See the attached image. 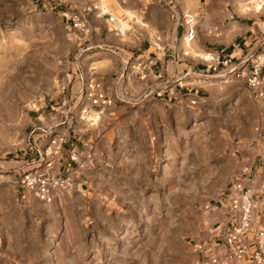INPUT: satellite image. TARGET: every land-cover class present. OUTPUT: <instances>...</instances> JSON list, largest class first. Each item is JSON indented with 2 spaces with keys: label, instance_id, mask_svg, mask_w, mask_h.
<instances>
[{
  "label": "rangeland",
  "instance_id": "374dc122",
  "mask_svg": "<svg viewBox=\"0 0 264 264\" xmlns=\"http://www.w3.org/2000/svg\"><path fill=\"white\" fill-rule=\"evenodd\" d=\"M39 1L0 0V264H197L206 207L240 170L242 142L264 131V107L219 85L200 102L70 110L56 127L62 109L44 106L72 85L77 44ZM260 1L210 2L247 14ZM63 135L85 144L73 175L60 152L49 198L20 188Z\"/></svg>",
  "mask_w": 264,
  "mask_h": 264
},
{
  "label": "crops",
  "instance_id": "0c3cea01",
  "mask_svg": "<svg viewBox=\"0 0 264 264\" xmlns=\"http://www.w3.org/2000/svg\"><path fill=\"white\" fill-rule=\"evenodd\" d=\"M39 1V0H35ZM186 0H40L37 6L60 10L67 28L76 38L77 55L71 86L62 88V95L52 97L44 106L54 114L52 125L64 124L68 111L76 113L108 105H92L87 96L89 81L114 104L133 105L138 100L147 104L169 105L183 100L206 99L215 87L231 86L239 99L242 92L264 107V100L242 79L222 78L208 70L210 58H232L237 64L257 53L264 54V0L260 7L247 14L236 10L214 8L211 0H193L190 10H184ZM225 1V0H221ZM196 15V36L192 42L185 39V27L176 13ZM79 17L86 24L87 33L73 27ZM119 29L124 30L122 36ZM226 71L225 68L221 72ZM264 71V66H263ZM241 92V93H240ZM113 97V99H112ZM126 98V99H125ZM140 98V99H139ZM125 99V100H124ZM111 103V104H112ZM150 105H148L149 107ZM65 119V120H64ZM61 120V122H60ZM53 127V126H52ZM51 130V129H50ZM65 138V136L63 135ZM67 137V136H66ZM238 155L240 170L228 182L213 205L206 209L204 236L196 245H204L208 254L198 250L197 264H211L210 243L221 242L222 232L229 226V202L245 190L255 192L264 180V131L256 138L242 142ZM84 141L68 137L62 148V170L72 174L71 152L79 157ZM79 161V158H78ZM58 166V168H61ZM242 189H235L236 183ZM264 199L255 211L254 225L259 226ZM208 255V256H207ZM233 264H251L250 259Z\"/></svg>",
  "mask_w": 264,
  "mask_h": 264
},
{
  "label": "built area",
  "instance_id": "2783aa9c",
  "mask_svg": "<svg viewBox=\"0 0 264 264\" xmlns=\"http://www.w3.org/2000/svg\"><path fill=\"white\" fill-rule=\"evenodd\" d=\"M176 18L185 27V39L192 42L196 36V15L192 12L176 13ZM73 27L82 33H87L85 22L79 17L73 20ZM120 35L125 32L119 29ZM208 70L222 78L230 76L244 80L252 88L256 97L264 100V54L257 53L249 60L240 63H233L232 58L218 59L210 58ZM225 68L226 71L221 72ZM98 85L91 82L87 88V96L92 105L102 106L111 104L112 101L101 92H96ZM86 113V109L82 110ZM65 138H53L50 146L42 155L41 161L44 170L41 175L27 172L24 174L18 186L27 190H36L37 195L46 199L49 198V188L51 186V170L55 166V158L62 152ZM61 158V157H60ZM59 158V159H60ZM76 160V152H71V161ZM71 167V164H68ZM66 184L71 185V179L67 176ZM235 189L241 190L242 184L236 183ZM264 199V180L261 186L255 191L245 190L236 194L229 202V226L222 232V241L210 243L212 255L209 258L211 264H233V262L250 259L251 264H264V210L260 214L259 226L254 225L255 211L260 208V203ZM209 206L206 207V209ZM197 246V245H196ZM198 250L208 254L209 250L204 245H198ZM208 256V255H207Z\"/></svg>",
  "mask_w": 264,
  "mask_h": 264
}]
</instances>
